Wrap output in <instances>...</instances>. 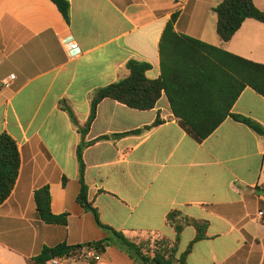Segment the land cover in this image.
Here are the masks:
<instances>
[{
  "label": "crops",
  "instance_id": "0c3cea01",
  "mask_svg": "<svg viewBox=\"0 0 264 264\" xmlns=\"http://www.w3.org/2000/svg\"><path fill=\"white\" fill-rule=\"evenodd\" d=\"M67 1L69 24L50 0H0V136L10 135L21 155L0 206V264H40L45 249L109 236L78 203L80 146L88 200L105 226L128 238L175 240L167 217L179 211L209 226L200 241L193 227L181 234L179 254L194 243L187 264H264V135L243 122L264 130L262 95L247 87L231 109L241 120L226 117L203 142L165 93L149 111L105 99L86 130L96 93L127 78L131 60L152 66L148 78L161 77L160 44L175 13L179 35L260 64L264 23L246 20L225 43L214 12L223 0ZM255 5L264 11V0ZM69 43L79 49L70 52ZM44 187L53 214H68L66 227L38 218L35 192ZM70 264L139 263L111 247L97 263Z\"/></svg>",
  "mask_w": 264,
  "mask_h": 264
},
{
  "label": "trees",
  "instance_id": "16d2710c",
  "mask_svg": "<svg viewBox=\"0 0 264 264\" xmlns=\"http://www.w3.org/2000/svg\"><path fill=\"white\" fill-rule=\"evenodd\" d=\"M65 21L70 23L71 6L67 0H50ZM217 14V34L223 42H229L240 30L243 23L253 19L264 23V11L255 5V0H223L214 8ZM178 14L175 13L167 24L161 44L162 75L159 79L148 78L152 66L143 61L131 60L127 68L129 76L119 82L100 89L92 102L90 119L86 130L91 126L97 113L98 105L105 99L117 101L139 111H149L165 93L171 108L181 125L198 141L203 142L231 116L241 120L240 116L231 114V109L242 92L250 87L264 97V64L230 54L218 47L211 46L196 39L179 35L176 30ZM169 48L171 53H166ZM243 122L256 132L264 135V130L244 119ZM161 124L157 120L151 129ZM84 146L78 150L80 182L82 185L78 203L91 212L97 224L108 233L101 241L86 245L69 246L61 244L45 249L36 259L40 264L54 257L82 258L87 250H95L103 255L114 247L127 253L139 264H187L191 252V243L187 250L179 254L181 234L187 227L197 231L196 241L206 237L208 223L186 217L179 211L171 212L167 224L175 230L176 239L167 237L140 236L126 237L122 232L105 226L96 208L88 200V187L85 184ZM21 169V155L16 141L7 133L0 136V206L10 197ZM66 182V180H65ZM38 218L50 225L66 227L68 214L55 215L51 210L52 197L49 187L35 192Z\"/></svg>",
  "mask_w": 264,
  "mask_h": 264
},
{
  "label": "built area",
  "instance_id": "2783aa9c",
  "mask_svg": "<svg viewBox=\"0 0 264 264\" xmlns=\"http://www.w3.org/2000/svg\"><path fill=\"white\" fill-rule=\"evenodd\" d=\"M70 52H76L79 47L77 44L69 43ZM15 79V76H11L7 81L4 82V86L9 88L11 81ZM260 216L264 217V212H260ZM83 259L91 262L97 263L101 261L102 255L96 253L95 250H87L83 256ZM79 259L77 257H69V256H62V257H54L46 262V264H70L72 261Z\"/></svg>",
  "mask_w": 264,
  "mask_h": 264
}]
</instances>
